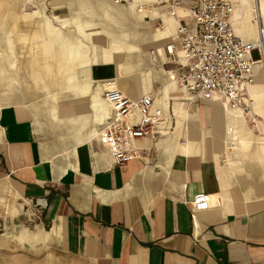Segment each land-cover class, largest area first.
Instances as JSON below:
<instances>
[{
  "label": "crops",
  "instance_id": "1",
  "mask_svg": "<svg viewBox=\"0 0 264 264\" xmlns=\"http://www.w3.org/2000/svg\"><path fill=\"white\" fill-rule=\"evenodd\" d=\"M165 1L0 0V264H264V65L253 126L187 95L167 75ZM229 1L234 35L255 40L264 0ZM107 89L161 110L122 166L97 139ZM199 193L218 206L193 212Z\"/></svg>",
  "mask_w": 264,
  "mask_h": 264
},
{
  "label": "built area",
  "instance_id": "2",
  "mask_svg": "<svg viewBox=\"0 0 264 264\" xmlns=\"http://www.w3.org/2000/svg\"><path fill=\"white\" fill-rule=\"evenodd\" d=\"M110 1L114 5L134 7L137 13L148 11L145 5H134L132 0ZM165 5L176 24L174 42L164 48L172 66L167 70L169 80L193 98L208 100L217 96L230 109L241 110L248 123L255 125V101L248 93L254 82V65H264V27L258 24L257 37L253 41L245 42L236 37L229 23L233 12L229 0H192L191 5L181 0H168ZM254 52L256 57L252 56ZM161 65L156 61V66ZM103 102L111 117L97 139L114 163L122 166L140 157L136 147L138 140L157 137L161 110L153 108L151 93L132 100L117 89H107ZM225 133L231 135L232 127L227 126ZM234 147L230 142L229 148ZM217 206V197L212 194H195L191 200L193 212ZM33 215V208L27 207L26 225L33 224Z\"/></svg>",
  "mask_w": 264,
  "mask_h": 264
}]
</instances>
